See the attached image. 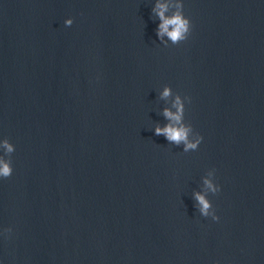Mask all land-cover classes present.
<instances>
[{
	"label": "water",
	"instance_id": "95a60500",
	"mask_svg": "<svg viewBox=\"0 0 264 264\" xmlns=\"http://www.w3.org/2000/svg\"><path fill=\"white\" fill-rule=\"evenodd\" d=\"M157 3L0 0V264H264V0H183L176 45ZM176 93L198 150L155 133Z\"/></svg>",
	"mask_w": 264,
	"mask_h": 264
},
{
	"label": "clouds",
	"instance_id": "9594fccd",
	"mask_svg": "<svg viewBox=\"0 0 264 264\" xmlns=\"http://www.w3.org/2000/svg\"><path fill=\"white\" fill-rule=\"evenodd\" d=\"M170 7H174L176 11L168 16L166 13ZM160 19L157 35L161 39L165 36L172 42V44H180L182 41L188 39L192 31V22L189 17L184 13L183 0H176L175 3H161L158 0L156 7L153 9ZM74 23L73 18H69L65 21L66 26H71ZM173 89L168 86L162 92V98H168L172 96ZM191 97H183L179 93H176L175 99L172 104V108H165L163 115L169 121L164 127L157 125L155 128L156 135H163L169 143L175 145H183V151H195L198 150L204 137L196 132L191 123L186 122V101L191 103ZM175 109V111H173ZM0 149L3 150L4 155H0V178H9L13 174L11 155L15 152V145L5 138L0 141ZM8 157V158H6ZM215 169H211L208 176L204 178V185L207 192L195 193V199L198 203L200 214L203 217H211L214 221H219L220 217L216 214L213 203L209 200L208 194H218L221 191V186L215 182ZM11 233L12 230L8 229ZM217 264L219 262L217 261Z\"/></svg>",
	"mask_w": 264,
	"mask_h": 264
}]
</instances>
